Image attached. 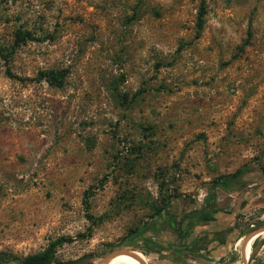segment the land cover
<instances>
[{
	"label": "rangeland",
	"instance_id": "1",
	"mask_svg": "<svg viewBox=\"0 0 264 264\" xmlns=\"http://www.w3.org/2000/svg\"><path fill=\"white\" fill-rule=\"evenodd\" d=\"M0 54V264H190L149 245L203 205L194 264H264V0H0Z\"/></svg>",
	"mask_w": 264,
	"mask_h": 264
},
{
	"label": "flooded vegetation",
	"instance_id": "2",
	"mask_svg": "<svg viewBox=\"0 0 264 264\" xmlns=\"http://www.w3.org/2000/svg\"><path fill=\"white\" fill-rule=\"evenodd\" d=\"M218 212L215 209H208L205 205H203L202 208H200L199 212L194 213V215L190 218H187L186 226L178 230L175 228L174 224L172 223L173 220L168 217L165 218L164 223V229L163 232H165L167 238V246L166 245H158V244H151L149 245L152 252H159L168 258H178V260H181L185 263L194 264L195 257L201 252V250L198 249L197 246L194 244L197 242L200 245L206 244V248L208 244H211L216 238L213 236L212 232H209L208 237L205 240L202 239H196V235L194 232V229L192 228L195 224V222H208L211 220V218L216 215ZM184 221L186 220H180L179 226H181ZM173 228V230H171ZM235 232V229H230L228 232L225 230L224 232H220L221 236L223 238L228 239L233 235ZM238 240V239H237ZM171 241V242H170ZM174 243V245H171V243ZM217 242V241H215ZM225 242L221 243L220 245H224ZM205 248V249H206ZM204 249V250H205ZM143 254L145 252L142 251ZM138 258H141V260H144L142 255L139 253L136 254ZM206 263V260H202Z\"/></svg>",
	"mask_w": 264,
	"mask_h": 264
},
{
	"label": "trees",
	"instance_id": "3",
	"mask_svg": "<svg viewBox=\"0 0 264 264\" xmlns=\"http://www.w3.org/2000/svg\"><path fill=\"white\" fill-rule=\"evenodd\" d=\"M196 30H201L202 27V12H198L197 18H196V24H195ZM248 36V33H247ZM31 37L27 33H21L20 31L15 32V41L14 43H21L25 40H30ZM0 57L4 60L5 57L0 54ZM38 77L40 79H43L48 85L61 88L63 86V81L65 77V71H53L49 70L44 73H39ZM245 172L238 171L231 176L222 177L218 180L213 182V187H221L223 184L227 186V188L231 185H238L241 181V177L244 175ZM89 192H86V197L88 196ZM85 197V199H86ZM207 201V198L205 199ZM159 212L162 211L158 210ZM264 222V221H263ZM173 230V228L171 229ZM72 240L70 238H58L52 242H50L45 249H43L41 252L29 255L22 259L21 261L17 262L16 264H52V258L55 253V250L60 247L62 244L70 243ZM86 257L79 258L77 260L66 262V263H55V264H79L81 263Z\"/></svg>",
	"mask_w": 264,
	"mask_h": 264
},
{
	"label": "water",
	"instance_id": "4",
	"mask_svg": "<svg viewBox=\"0 0 264 264\" xmlns=\"http://www.w3.org/2000/svg\"><path fill=\"white\" fill-rule=\"evenodd\" d=\"M264 231V228L261 229L259 232H262ZM253 233H251L243 242V245H242V251L243 249L245 248V244L247 243L248 239L251 238ZM137 252H129V251H117V252H113V253H110L108 254L107 256H105L99 263L97 264H109L111 262L112 259H114L115 257L117 256H120V255H126V256H129L131 257L133 260H135L136 262H138V264H144L143 261L141 259H139L137 256H136ZM141 255V253H139ZM241 256H242V252H241Z\"/></svg>",
	"mask_w": 264,
	"mask_h": 264
},
{
	"label": "crops",
	"instance_id": "5",
	"mask_svg": "<svg viewBox=\"0 0 264 264\" xmlns=\"http://www.w3.org/2000/svg\"><path fill=\"white\" fill-rule=\"evenodd\" d=\"M256 105H258V106H256V107H259L261 104L258 102V104H256ZM254 107V104H253V106H252V108ZM250 112V111H249ZM244 119H245V124H246V127H247V129H251L252 127H254V126H257V127H261L260 126V124H259V122H256V117H255V115L254 114H252V113H248V114H245L244 115ZM259 121H261V119H259ZM256 199V198H255ZM257 201H258V199H257ZM240 239H238V241H239ZM237 242V241H236ZM235 242V243H236ZM234 243V244H235ZM234 244H233V246H234ZM241 252H242V250H241Z\"/></svg>",
	"mask_w": 264,
	"mask_h": 264
},
{
	"label": "bare ground",
	"instance_id": "6",
	"mask_svg": "<svg viewBox=\"0 0 264 264\" xmlns=\"http://www.w3.org/2000/svg\"><path fill=\"white\" fill-rule=\"evenodd\" d=\"M264 232V231H262ZM262 232H259L258 234L262 233ZM109 264H138L137 262H133V261H124L122 259H115V260H112Z\"/></svg>",
	"mask_w": 264,
	"mask_h": 264
},
{
	"label": "built area",
	"instance_id": "7",
	"mask_svg": "<svg viewBox=\"0 0 264 264\" xmlns=\"http://www.w3.org/2000/svg\"><path fill=\"white\" fill-rule=\"evenodd\" d=\"M262 217H264V215H263ZM248 227H249V228H253V225H249ZM239 241H240V240H239ZM239 241L237 240V242L234 244V246H233V250H234L235 247L238 245Z\"/></svg>",
	"mask_w": 264,
	"mask_h": 264
}]
</instances>
